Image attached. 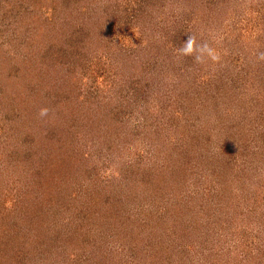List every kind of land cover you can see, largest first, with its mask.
<instances>
[{"label":"rangeland","instance_id":"1","mask_svg":"<svg viewBox=\"0 0 264 264\" xmlns=\"http://www.w3.org/2000/svg\"><path fill=\"white\" fill-rule=\"evenodd\" d=\"M0 264H264V0H0Z\"/></svg>","mask_w":264,"mask_h":264},{"label":"clouds","instance_id":"2","mask_svg":"<svg viewBox=\"0 0 264 264\" xmlns=\"http://www.w3.org/2000/svg\"><path fill=\"white\" fill-rule=\"evenodd\" d=\"M182 51H184L185 53H190L192 51V45L191 42L188 43L187 47L184 48ZM209 54H211L210 50H209ZM215 58V57H214ZM47 113V109H42L40 112V115H45Z\"/></svg>","mask_w":264,"mask_h":264}]
</instances>
